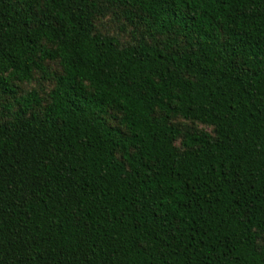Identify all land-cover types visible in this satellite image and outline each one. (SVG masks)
Masks as SVG:
<instances>
[{"label": "trees", "instance_id": "16d2710c", "mask_svg": "<svg viewBox=\"0 0 264 264\" xmlns=\"http://www.w3.org/2000/svg\"><path fill=\"white\" fill-rule=\"evenodd\" d=\"M0 264H264V0H0Z\"/></svg>", "mask_w": 264, "mask_h": 264}]
</instances>
